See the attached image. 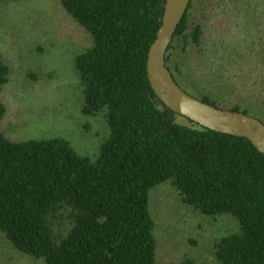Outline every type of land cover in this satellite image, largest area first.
<instances>
[{
  "label": "trees",
  "instance_id": "16d2710c",
  "mask_svg": "<svg viewBox=\"0 0 264 264\" xmlns=\"http://www.w3.org/2000/svg\"><path fill=\"white\" fill-rule=\"evenodd\" d=\"M247 2L254 24L241 25ZM60 3L91 38L74 70L82 113L102 116L107 133L94 156L59 137L14 141L3 131L8 109L0 101V233L7 242L43 264H158L151 192L171 185L188 208L236 225L215 244L214 263L203 264H264V154L247 139L177 115L149 82L148 54L166 0ZM193 48L206 60L201 74L189 65ZM166 66L193 97L264 123V0H191ZM9 79L0 56V90Z\"/></svg>",
  "mask_w": 264,
  "mask_h": 264
},
{
  "label": "rangeland",
  "instance_id": "374dc122",
  "mask_svg": "<svg viewBox=\"0 0 264 264\" xmlns=\"http://www.w3.org/2000/svg\"><path fill=\"white\" fill-rule=\"evenodd\" d=\"M244 9L240 24H254V8L247 2ZM91 46L90 36L60 0H11L0 5V56L10 68L9 83L0 90V101L8 109L2 128L10 139L59 137L70 141L80 155H96L107 128L102 116L82 113L80 80L74 70L75 57ZM192 50L189 65L201 74L206 60ZM151 210L158 264H178L185 258L214 263L215 244L236 231L228 218H208L188 208L171 185L151 192ZM0 264L43 262L18 253L0 233Z\"/></svg>",
  "mask_w": 264,
  "mask_h": 264
},
{
  "label": "water",
  "instance_id": "95a60500",
  "mask_svg": "<svg viewBox=\"0 0 264 264\" xmlns=\"http://www.w3.org/2000/svg\"><path fill=\"white\" fill-rule=\"evenodd\" d=\"M191 0H166L162 25L151 45L147 75L162 104L193 123L221 134L244 138L264 154V123L241 112L209 105L185 92L166 66V55Z\"/></svg>",
  "mask_w": 264,
  "mask_h": 264
}]
</instances>
